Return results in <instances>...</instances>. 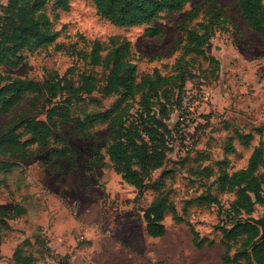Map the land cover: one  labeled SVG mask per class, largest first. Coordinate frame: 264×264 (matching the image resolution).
<instances>
[{
	"label": "rangeland",
	"instance_id": "obj_1",
	"mask_svg": "<svg viewBox=\"0 0 264 264\" xmlns=\"http://www.w3.org/2000/svg\"><path fill=\"white\" fill-rule=\"evenodd\" d=\"M44 11L51 39L23 48L16 67H0V86L12 78L39 86L0 114V132L55 109L49 144L0 170V264L17 256L34 264H225L220 229L231 223L235 192L218 191V179L264 145V34L238 0H189L134 26L111 24L91 0H50ZM192 28L206 31L200 52L185 49ZM116 58L136 67L132 96L112 89ZM161 107L170 147L161 167L142 173L138 193L109 159V128ZM105 111L107 120L90 124ZM255 175L263 179L264 168ZM159 201L168 205L164 233L152 237L143 213ZM252 216L263 218L264 207L256 203ZM239 244L230 242L231 255Z\"/></svg>",
	"mask_w": 264,
	"mask_h": 264
},
{
	"label": "trees",
	"instance_id": "obj_2",
	"mask_svg": "<svg viewBox=\"0 0 264 264\" xmlns=\"http://www.w3.org/2000/svg\"><path fill=\"white\" fill-rule=\"evenodd\" d=\"M49 1L8 0L7 13L0 18V67H16L22 60L20 52L23 48L48 42L51 39L44 35L41 23L42 20L47 19L44 8ZM91 1L101 17L111 24L134 26L150 22L160 12L179 10L189 0ZM238 1L250 27L264 34V1ZM199 29L192 28L188 31L186 50L201 51L198 48V42L206 31L199 33ZM113 70L115 74L111 79L112 89H123L124 95L127 96L135 94L137 91L135 65L116 58L113 62ZM38 92L39 86L33 82L21 78L8 79L0 86V114L6 113L15 106L24 94ZM154 95H157V89L154 90ZM53 110L55 109H49L46 112L45 120L34 118L13 121L0 132V155L2 156L0 170L4 166L16 164L11 160L28 159L32 153L30 146L49 144L53 134L52 116L55 114ZM110 113L105 111L90 115L88 117L90 124L107 120ZM138 117V121H130L127 124L121 122L118 128L114 127V122L112 123L109 134L112 133L113 143L110 147L108 146L107 154L122 179L140 193L146 188L142 173L161 167L170 147L168 137L173 135V131L166 123L165 107L146 109L141 111ZM50 151L58 156L65 153L64 150L56 148H51ZM135 165L139 169H135ZM259 167L264 168L263 144L254 147L245 168L231 174L222 171L219 175L218 191L235 192L231 211H227V217L231 223L228 228L220 229L224 240L225 250L222 260L225 264H264V239H259L260 228L248 220L252 216L256 203L264 207V175H262L263 179L255 175ZM2 185L3 180L0 178V186ZM159 202H153L143 213L145 230L152 237H158L164 233L163 218L168 205L163 201ZM237 241H240V244L236 252L231 255L230 242ZM16 264H34V262L30 257L17 256Z\"/></svg>",
	"mask_w": 264,
	"mask_h": 264
},
{
	"label": "water",
	"instance_id": "obj_3",
	"mask_svg": "<svg viewBox=\"0 0 264 264\" xmlns=\"http://www.w3.org/2000/svg\"><path fill=\"white\" fill-rule=\"evenodd\" d=\"M248 220L260 228L259 239H264V220L263 218H255L251 216L248 218Z\"/></svg>",
	"mask_w": 264,
	"mask_h": 264
},
{
	"label": "built area",
	"instance_id": "obj_4",
	"mask_svg": "<svg viewBox=\"0 0 264 264\" xmlns=\"http://www.w3.org/2000/svg\"><path fill=\"white\" fill-rule=\"evenodd\" d=\"M181 126L183 127L182 129H184V123H183V122L181 123ZM184 143H185V144H188V143H189V139H188V137L185 138Z\"/></svg>",
	"mask_w": 264,
	"mask_h": 264
}]
</instances>
